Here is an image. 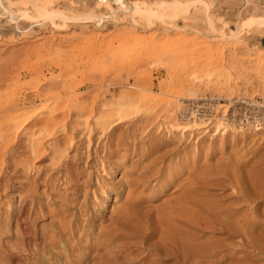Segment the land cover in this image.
I'll use <instances>...</instances> for the list:
<instances>
[{
	"label": "rangeland",
	"instance_id": "374dc122",
	"mask_svg": "<svg viewBox=\"0 0 264 264\" xmlns=\"http://www.w3.org/2000/svg\"><path fill=\"white\" fill-rule=\"evenodd\" d=\"M82 1L0 0V72L13 68V72L20 73L22 77L20 81H16V78L12 82L10 81L11 83L6 81L0 88L1 91H4L3 89L6 87L4 85L9 84L8 88L12 89L14 96L26 97L24 104L20 103L17 108L34 115L29 119L26 127L38 118H44L46 113V110L42 108L46 103L43 95L45 91L38 93L34 89L33 83H27L38 79V76L36 77L32 72L41 73L42 71L47 77L52 75L51 71H54V74L60 71L66 72L65 77L71 79H67L66 82L70 80L71 84H75V86H79L78 83H80L78 90L63 92V98L60 101L72 106L73 96L78 93L82 94L83 100L77 106L81 107L80 109L84 113L90 108L92 97H97L99 104L104 101L111 102L120 92L126 89H136V86L140 85V82L134 80L131 75L128 77L125 65L119 68L115 64L120 61H113L112 65L115 67L111 68L107 67V62L103 60L104 58L99 52L92 56L82 55V45L91 46L101 38H104V41L111 40L116 31L128 30L132 26L109 17H101L99 12L104 11L103 8L91 15L87 12V8L94 5V0H84L88 7H84ZM107 1L109 0L104 2L107 3ZM187 1L194 4L192 12L202 0ZM255 4L264 6V0H216L215 5L218 8L212 10L217 15L216 19L222 15L223 23L241 29L242 21H239L241 19L238 15L239 12H242L243 15L261 12L259 8L254 7ZM43 8L67 10L71 16L76 14L77 18L70 21L72 26L69 25L61 30L47 22L36 24L20 14V11H28L32 15H39ZM146 21V26L138 30L142 43H146L145 39L157 29L155 21ZM219 23L221 24L215 22V26H222V22ZM163 24L166 26L164 22ZM166 27V30L158 34L156 42L162 41L168 34H178L188 40L205 39L206 41L196 26L181 25L170 28L167 25ZM225 32L227 31H224V34ZM66 33L69 35L73 33L75 39L71 38L69 43L65 44L67 46L62 45L63 43L58 44L61 38L68 36ZM213 37V39H207L206 43L214 48L215 56H220V59L223 60L222 65L217 66L222 67V72H224L225 77L221 79L197 81L196 78L191 77L194 69L193 58H187L180 65L175 64L171 69H166L164 63L167 58L157 55L154 51L145 52L146 46L142 48L144 52L133 50L131 53L122 55L126 64L129 60L131 62L129 64H134L140 69L138 75H142L144 72L149 73V78L154 80L153 89L155 90L159 89L158 79L173 75L177 70L176 74L185 78L186 84L183 92L185 97L195 96L197 100L207 102L213 100L223 102V100L225 101L224 97L249 101L263 97L262 78L253 70V66L257 64L260 57L264 56L261 51L263 43L258 42L245 47L243 44H238L236 38H221L218 33H215ZM251 39L253 38H250L249 41ZM117 43V39L111 40L112 47ZM132 43H127L125 48L131 47ZM52 44L58 45V47L55 46L54 49L42 56L40 61L35 62V54H32L31 50L48 48L47 46ZM59 53L61 54L59 55ZM26 54H28V58H24ZM195 55H198L196 60L199 57L202 58L200 52ZM129 64L127 66H130ZM59 65L62 66L58 67ZM263 70L264 64L260 71ZM18 82L21 83L17 84ZM60 91H62L61 83L51 90L52 93ZM8 92L11 94V90ZM173 93L177 94L178 92L176 90ZM9 94L6 93L5 96ZM105 98L108 99L103 100ZM182 100V105L189 107L191 101L189 99ZM62 115L63 113H60L53 122H59ZM162 120L168 122L167 119L159 118L150 124L149 120L141 121V119L131 117L119 124L114 131H107L102 136L92 132L90 142L87 141L86 136L79 133V130L73 132L75 146L67 149V155L62 159V164L59 167L60 173L57 176L64 173L71 174L72 183L78 179L77 182L80 186L86 181L89 185L87 184L84 195L83 192L80 195L72 194L69 189H65L63 181L58 180V177L55 176H53L52 184L57 189L52 190L48 187L50 180L46 175L52 171L47 166L50 152L48 151L45 156L36 161L33 160L30 155L31 145H28L33 135L20 132L17 140L10 145L12 153L9 149L4 156L0 155V264L13 262V264L16 262H20V264L22 262H24L23 264H97L103 260L104 256L115 254L120 255L119 262L124 260L122 259L124 254L126 257L133 254L129 258L139 254L137 255V264H181L175 258L161 259L157 255L147 254L148 249L140 243L141 239L136 235L113 241L107 245L103 232L108 226H111V221L123 213L116 210L111 211L110 205L113 196L117 191L121 192V201L117 209L123 205L133 204L129 202L134 199L136 202L132 208L139 211V215L148 214L151 219L163 218L166 217V213L172 212L175 203L180 201V194L188 189L191 183L196 187L193 186L202 200L220 201L226 205L236 199L234 196L236 193L232 192L233 185L229 183L228 178H225V182L221 183H195L198 178L208 176L214 169H223V167L235 170L237 174L240 173L238 175L242 176V180L253 185L254 190H258L256 192L258 195L255 194V201L240 208L238 213L243 215L248 211L251 213L254 209L264 210V130L252 132L251 135L238 133V138L234 143L229 140L231 139L230 132L224 136L226 138H223L225 143L220 144L221 134H216L213 137L207 135L198 140L196 147L199 150L197 151L194 145V141H197L195 137L189 138L187 134L178 136V132H175V134L178 133L176 137L169 135L165 129L166 124ZM159 123H162V130L158 129ZM146 126L149 129L146 134H143L141 131H144ZM67 133L70 131L68 130ZM63 134L58 130L48 140L50 142L59 140L61 147H64L65 135ZM177 137L182 139L177 141L175 140ZM101 160L107 173L104 176L106 184L102 186L95 181L96 174L103 176L100 174ZM112 178L127 184H119ZM45 181L48 183L46 184ZM161 184H164L162 189L157 191L158 185ZM101 188L106 190L104 196ZM153 189L156 190L154 193H152ZM247 207L250 209L248 210ZM63 222L68 226H65ZM137 223L135 222V224ZM181 227L186 228L183 225ZM15 229L16 232H14ZM21 229L22 231L27 229L29 234H24ZM198 232L199 240H202L201 236L208 237L209 240L229 239V242L227 240L224 242L226 246L222 248V252L220 251L221 254L219 252L220 264H228V262L230 264H264V236L260 247H252L240 246L242 243L238 238L230 237V239L219 232L207 230ZM159 236L160 233L156 232L149 237L148 241H156ZM123 240L128 246L126 251L119 250L117 246ZM22 244H25L26 248ZM37 249L39 250L37 251ZM109 251L111 252L109 253ZM120 252L125 253L122 255ZM127 252L128 255H126ZM24 258H26L25 261Z\"/></svg>",
	"mask_w": 264,
	"mask_h": 264
},
{
	"label": "bare ground",
	"instance_id": "6f19581e",
	"mask_svg": "<svg viewBox=\"0 0 264 264\" xmlns=\"http://www.w3.org/2000/svg\"><path fill=\"white\" fill-rule=\"evenodd\" d=\"M104 1L105 0H94V5H92L91 8H87V12L93 15L96 14L98 10L103 8L104 11L99 12V14L102 15L101 17H109L113 20H118L132 26L128 30L125 29L122 31H116L113 35L114 37H111V40L117 39V45L112 47L111 40L104 41V38H101L98 42L92 44L91 46H87L85 44V46L82 45V55L92 56L99 52L104 58L103 60L107 62V67L111 68L115 67V65H112V63L114 64V62L120 61L119 63L115 64L119 68L125 65L127 67L126 73L128 77L131 75L134 80L140 82V85L138 87L136 86V89H126L127 91L125 90L120 92V94L111 102L104 101L100 102L99 104L98 98L92 97L90 108L88 110L86 109L87 111L84 109L86 111L84 113L83 110L80 109L81 107L77 106L79 102L83 100L82 94L78 93L73 96L72 106L63 104L60 101V99L63 98V92L78 90L79 86L81 85L80 83H78L79 86H75V84L72 85L70 77H65L66 72L60 71L54 74V71H51L52 75L50 77H47L42 71L41 73L32 72L36 75V77L38 76V79L34 82L27 83H33V87L38 93L43 90L45 91V94L43 95L46 99V103L42 108L46 110V113L43 116L44 118H38L30 126L26 127L29 119L34 115H30L20 109H17L20 103L24 104V99L26 97L20 98L14 96L12 89L8 88L9 84H5L4 86L6 87L3 86L4 91H1V86L6 81L12 82L14 78H16V81H20L22 77L20 76V73H14L13 68L2 70L0 72V155L4 156L9 149L10 153H12L10 145L17 140L20 132H24L26 135L32 134L33 137L28 142V145H31L30 155L33 160L36 161L38 158L45 156L48 151L50 152V160L47 163V166H49L52 171L49 173V175H46L47 179L50 180L49 183L45 181L46 184H49L47 186L52 190L57 189L52 184L53 176H55L56 178L58 177V180L63 181L62 183L64 184L63 186L65 189H69L72 194L80 195V193L83 192L84 195V191L88 184L86 181H84L82 186H80L79 182H77L78 179H75V182L72 183L70 180L71 174L67 175L68 173H64L57 176V174L60 173L59 167L62 164V159L67 155V149L71 148V146H75V135L73 132L77 130H79L81 135L86 136L87 141L90 142V135L92 132H96L99 136H102L106 134L107 131H114L119 124L127 121L131 117H136L141 119V121L149 120L150 124L152 121L163 118L168 120V122L164 120L162 121L164 124H166L165 129L169 135L176 137L179 133L178 136H184L187 134L189 138L195 137L197 141H194V145L195 150L197 151L199 150V148L196 147L198 140L207 135H211L213 137L216 134H221L222 137L219 139L220 144L225 143L223 138H226L224 136L230 132L231 139L229 140L234 143L238 138V133L251 135L252 132L256 133L264 130V96L261 97V99H263L261 102L258 100L253 101L255 106L249 114L246 112L243 114L242 104L233 103V98L224 97L223 99H225V101L223 100V102L214 100L207 102L197 100L195 96L185 97L183 95L186 84L185 78H181L180 75H177V70L174 71L173 75L158 79L157 85L159 89L155 90L153 89L155 85L154 80L149 78V73L147 74L144 72L142 75H138L140 69L134 66V64H129L131 63L129 60L127 64L130 66H127L122 55L131 53L133 50H137L138 52L149 51V53L154 51L157 55H162L167 58L166 62L164 63V68L166 69H171L175 64L180 65V63H182V61L186 60L187 58H193L192 64L194 69L192 70L191 77L196 78L197 81L204 79H221L222 77H225L224 72H222V67L219 68L217 66H221L223 60L220 59V56H215L216 53L214 48L211 47L210 44L206 43L207 39H213L215 33H218L221 38H236L237 43L243 44L245 47L258 42H261L264 45V6L255 4L254 7L259 8L261 12L247 15L245 14L246 16L243 15L242 12H239V18H241L239 21H242V24L240 27L241 29H237L235 27H231V24L223 23L224 17H222V15H220L218 19L215 18L217 15L213 13L212 9L218 8V6L215 5L216 0H202L192 12L191 9H193L194 4L187 0H109L107 3ZM211 3L213 4L214 8H211ZM82 5L86 7L87 3L83 0ZM20 14L24 18H28L29 20L36 22V24L47 22L61 30L63 28L69 27L70 21L74 19L76 20L77 18L76 14L71 16L67 10H51L47 8H43L39 15H32L31 12L28 11H20ZM92 18L94 17L92 16ZM146 20L155 21L157 23V29L154 33H150V36L145 39L146 43H142L138 35V30L139 28H144L146 26ZM163 22L170 28L181 25L196 26L198 27L201 35L206 38V41L205 39L188 40L187 38H182L178 34H168L163 38L162 41L156 42L155 40L158 37V34L167 28ZM215 22L216 24H221L219 22H222V26H215ZM224 31H227L225 32L226 36ZM67 35L68 36L65 37L62 36L63 38L58 41V44L63 43L62 45L67 46L65 44H68L71 38L75 39V35L73 33ZM250 38L253 39L249 41ZM129 42H133L131 47L125 48V45ZM55 46L58 47V45L52 44L48 45V48H42L44 50L41 48L31 50V53L35 54V62L40 61L42 56L54 49ZM145 46L146 50L143 51L142 48ZM261 51L264 53V46L262 47ZM199 52L200 56L202 55V58L200 59L199 57L196 60L198 55L196 56L195 54ZM60 54L61 53H59V55ZM25 56L26 57L24 58H28V54ZM263 64L264 56L260 57L257 64L253 66L255 73H257L262 78V88H264V70L260 71V69L262 68ZM61 66L62 65H59L58 67ZM67 79L70 80L66 82ZM19 83L21 82H18L17 84ZM59 83H61L62 91L59 93H52V88H55V86H57ZM8 90H11V94H9ZM176 90L178 93L174 94L173 92ZM6 93L9 95L5 96ZM106 99L108 98L103 100ZM182 99H189L191 101L189 107L182 105ZM60 113H63L61 120L59 122H53ZM241 114H243V116ZM162 127V123H159L158 129L162 130ZM148 129V126H146L144 127V131L141 132L146 134ZM58 130H60V132L64 133L63 135H65L63 139V143L65 145L64 147H61L59 140L52 142L48 140V138H50ZM68 130L70 133H67ZM175 132L178 133L175 134ZM180 138L177 137L175 140L178 141ZM100 167V174L103 176H98V174H96L95 181L98 185L102 186L106 184V179H104V176L107 174L104 165H102V160ZM55 173L56 175H54ZM238 174L235 170L226 169L223 167V169H214L210 175L198 178L195 182L214 184L221 183L225 180V178H228L230 181L229 183L233 185L232 192L236 193V195L234 194L236 199L234 201L232 200L233 202L230 201L231 203L224 205L223 203H220V201L216 202L202 200L201 197L198 196L200 194L196 193V187L190 182L191 184L189 183V188L180 194V201H176L177 204L175 203L173 206L172 212L166 213V217L163 218L155 217L154 219H151L148 214L139 215V211H136L132 208L136 202L134 199L129 202L133 204H128L127 206L123 205L121 208L117 209L118 205L120 204L119 202L121 201V192L117 191L116 195L113 196L110 208L111 211L116 210L120 213H123L111 221V226H108L105 232H103V236L108 243L107 245H110L113 241L136 235V237L141 239L140 243L148 249L147 254L157 255L161 259L175 258L181 264L219 263L221 257L220 254L222 252L221 250L226 246L224 242L227 239L209 240L208 237L201 236V238H199L202 240H199L197 237L199 233L198 231L200 230H207L216 233L219 232L222 235L227 236V238L236 237L238 238L239 242L242 243L240 246L244 245L260 247L263 243L264 236V210L257 211L256 209L252 208L254 210L251 211V213H248L249 211L245 212L243 215L238 213L240 208L245 205H250L253 201H255L256 195H258L256 192L258 190H254L253 185L246 183L244 180H242V176ZM112 179L115 182H119V184H127L126 182L122 183V181L120 183V181L116 180L115 178ZM163 185L164 184L158 185L156 190L158 191L159 189H162ZM156 190L153 189L152 193H154ZM101 191H103L102 195L104 196V192H106V190L101 188ZM247 209L249 210L250 208L247 207ZM244 211H246V209ZM135 222L138 223L135 224ZM64 225L68 226V224L65 223ZM64 225H62L63 228ZM181 225L185 226L186 228L181 227ZM14 232H16V229ZM22 232L26 235L29 234L27 229ZM156 232L160 233L158 239L153 242L148 241L149 237L154 235ZM128 242L130 243V241ZM227 242H229V239ZM18 244L16 245L18 246ZM25 244L22 245L25 246ZM126 245L127 244L124 242V240L123 242L120 241L119 244H117L119 247L118 249L121 251L127 250L128 246ZM24 248H26V246ZM12 249L14 250V247ZM38 250L39 249H37V251ZM140 251L143 252L142 250ZM110 252L111 251H109V253ZM40 253L42 252L40 251ZM120 253L123 255L125 252ZM128 254L129 253L127 252L126 255ZM31 255L33 256V253H31ZM137 255L129 258L133 256V254L129 255V257H126L124 254V258H122L124 260L121 262L118 261L121 259L119 258V254L111 256L107 255L104 256V258H102L103 260L97 264H137ZM19 256L21 258V255ZM25 259L26 258H24V261ZM9 260L11 261V259ZM229 260L231 262V259ZM17 263L20 264V262H16V264ZM23 263L24 262H22V264ZM228 264L230 263L228 262Z\"/></svg>",
	"mask_w": 264,
	"mask_h": 264
},
{
	"label": "built area",
	"instance_id": "2783aa9c",
	"mask_svg": "<svg viewBox=\"0 0 264 264\" xmlns=\"http://www.w3.org/2000/svg\"><path fill=\"white\" fill-rule=\"evenodd\" d=\"M233 103H237V104H242L243 106V114L246 113H250V111L253 109V107L255 106V104L253 103V101H249V100H239V99H232ZM257 101V100H256ZM258 101H263V99L259 98ZM243 114H241L243 116Z\"/></svg>",
	"mask_w": 264,
	"mask_h": 264
}]
</instances>
